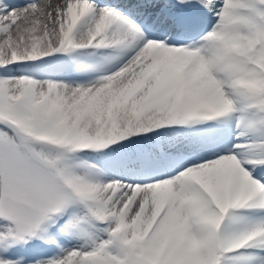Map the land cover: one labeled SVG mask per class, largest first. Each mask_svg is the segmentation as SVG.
<instances>
[{
	"label": "snow or ice",
	"instance_id": "6c2138e0",
	"mask_svg": "<svg viewBox=\"0 0 264 264\" xmlns=\"http://www.w3.org/2000/svg\"><path fill=\"white\" fill-rule=\"evenodd\" d=\"M0 264H264V0H0Z\"/></svg>",
	"mask_w": 264,
	"mask_h": 264
}]
</instances>
